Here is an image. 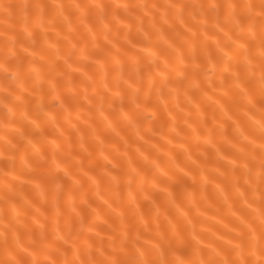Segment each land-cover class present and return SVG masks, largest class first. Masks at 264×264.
I'll return each instance as SVG.
<instances>
[{"label":"bare ground","instance_id":"6f19581e","mask_svg":"<svg viewBox=\"0 0 264 264\" xmlns=\"http://www.w3.org/2000/svg\"><path fill=\"white\" fill-rule=\"evenodd\" d=\"M106 4L110 7L109 0ZM13 7H19V0H14ZM53 13L54 6L49 3L46 15L51 17ZM185 32L178 36L165 25L156 44L136 42L135 33H130L133 42L124 46L115 41L108 44L103 37L95 41L79 26L68 33L69 39L49 32L47 42H41L39 30H35L32 43L26 38L22 20L13 18L0 25V64L4 66L0 70V88L6 89L0 97L12 109L11 113L0 109V149L9 151L10 146L2 143L6 137L16 145L13 151L17 156L8 174L12 182L8 202L2 198L0 172V209L6 210L8 204L10 215L18 217L19 224L14 227L22 237L38 236L42 225L51 228L57 223L51 207L53 199L45 197V191L62 182V230L82 227L93 242L107 244L113 235L118 242L119 232L127 230L138 236V243L145 248L158 243L163 247L171 245L185 256L192 254L193 244L207 255V248L216 247L213 239L220 247L228 242L231 225L217 214V209L226 207L223 198L230 177L224 173L232 162L226 140L235 130L236 117L229 110L235 101L221 87L230 70L219 55L222 49L215 43L217 36L202 32L194 40L191 32ZM204 40L214 57L206 62L207 67L216 66L211 86L201 71L202 61L190 56L193 44L200 52ZM97 44L113 52H128L142 65L152 63L156 76L173 81L163 97L153 95V101L159 100L161 105L158 118L151 119L152 108L145 112L126 105L125 111L132 118L121 120L119 109L112 107L109 100V96L116 95L114 88L104 93L102 112L94 107L97 101L93 106L89 104L100 91L89 78L99 79L97 74L102 75L108 59L101 56ZM53 45L61 49L59 55L52 51ZM72 45L75 53L68 56ZM32 63L44 74L45 87L35 85L28 71ZM13 72L23 77L22 88L12 83ZM54 85L59 98L49 90ZM105 170H111L125 183L130 179L128 173L136 174L133 190L124 189L125 200L135 201L131 207L97 195L95 185L103 187L108 182ZM72 200L76 206L68 208ZM4 219L8 220L7 211ZM190 222L196 224L195 234L184 231ZM172 229H176L175 233ZM120 259L121 264H135L136 258L121 255Z\"/></svg>","mask_w":264,"mask_h":264},{"label":"clouds","instance_id":"9594fccd","mask_svg":"<svg viewBox=\"0 0 264 264\" xmlns=\"http://www.w3.org/2000/svg\"><path fill=\"white\" fill-rule=\"evenodd\" d=\"M109 2L110 7L106 0H31L30 4L28 0H19V7L15 8L14 0H0V25L13 18L22 20L26 38L32 43L35 30H39L41 42H47L49 32L63 34L65 39H69L68 33L79 26H83L95 41L103 37L108 44L115 41L124 46L133 42L130 33H135L136 42L156 44V38L165 25L178 36L186 35L185 30L191 32L194 40L202 32L217 36L215 43L222 49L219 55L223 56L230 70L229 78L222 82L221 87L226 89V96L234 98L235 103L229 110L236 117L234 135L226 140L235 164L231 162L224 173L225 177H230L223 198L226 207L217 209V214L222 215L231 225L227 230L228 242L220 247L213 239L212 243L216 247L207 248V255H204L202 248L193 244L190 256L183 255L171 245L163 247L158 243L145 248L138 243V236L129 234L127 230L119 232L118 242L115 235L109 238L107 244L103 241L93 242L82 227L62 230L59 224L60 194L65 193V188L62 182H57L45 191V197L50 195L53 199L51 207L57 223L51 228L42 225L38 236L22 237L14 227V224H19L16 222L18 217L10 215L8 204L6 210L0 209V264H121V255L134 256L135 264H178L177 256L181 257L184 264H264V147H261L264 145V129L255 122L264 121V0ZM49 3L54 6L51 17L46 15ZM74 48L72 45L68 56L74 55ZM96 49L103 53L101 56L104 59L105 56L108 59H105L102 75L97 74L99 79L96 76L89 78L100 89L96 99L90 100L89 104L93 106V101H97L94 107L96 111L102 112L104 93H110L114 88L117 90L116 95L109 96V100L112 107L119 109L121 120L130 121L132 118L130 112L125 111L126 105L145 112L147 108H152L151 119L158 118L161 105L159 100L153 101V95L163 97L165 89L173 81L168 77L161 79L156 76L152 63L142 65L128 52L121 53L120 49L113 52L98 44ZM24 50L29 51L27 48ZM52 51L59 55L61 49L53 45ZM190 56L202 61L201 71L206 74L211 86L216 66L209 69L206 64L214 59L208 41H203L200 52L196 51L193 44ZM3 69L4 66L0 64V70ZM28 71L32 73L37 88L45 87L42 79L44 74L39 71L37 64H30ZM12 83L22 88L23 77L13 72ZM49 90L59 98L60 93L55 85ZM2 91L6 89L0 88ZM0 109L12 112L2 97ZM3 124L5 128L8 127L5 122ZM2 143L10 146L8 152L0 149L2 198L8 202L9 184L12 183L8 174L12 172V165L17 160L13 151L16 145L6 137ZM24 159L28 160L27 156ZM5 164L8 166L5 167ZM25 168L32 170V167ZM104 175L108 182L103 187L99 183L95 185L97 195L103 194L121 206L131 207L135 201L125 200L124 189L129 192L133 190L136 174L128 173L130 179L126 183L121 177L113 176L111 170H105ZM75 206V200L67 204L68 208ZM5 211L8 220L4 219ZM172 231L175 233L176 229ZM184 231L195 234L196 224H186Z\"/></svg>","mask_w":264,"mask_h":264},{"label":"snow or ice","instance_id":"6c2138e0","mask_svg":"<svg viewBox=\"0 0 264 264\" xmlns=\"http://www.w3.org/2000/svg\"><path fill=\"white\" fill-rule=\"evenodd\" d=\"M117 62H119V61H117ZM181 75H183V74H181ZM117 95H118V93H117ZM138 107H139V105H138ZM229 119H231V116H229ZM253 119H255V118L253 117ZM255 122L259 125L260 128L264 129V121L256 120ZM237 127H239L238 124H237ZM252 142L255 143L254 140ZM261 147H264V145H261ZM232 163L235 164V161L233 160ZM262 219H264V217H262ZM176 259H177L178 264H184V261L181 259V257L177 256Z\"/></svg>","mask_w":264,"mask_h":264}]
</instances>
